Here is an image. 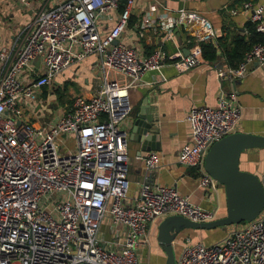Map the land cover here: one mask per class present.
Masks as SVG:
<instances>
[{
	"label": "built area",
	"instance_id": "built-area-1",
	"mask_svg": "<svg viewBox=\"0 0 264 264\" xmlns=\"http://www.w3.org/2000/svg\"><path fill=\"white\" fill-rule=\"evenodd\" d=\"M18 1L33 6V0ZM36 1L33 18L13 43L0 44V264H142L151 221L169 214L207 221L216 217V209L193 202L175 185L148 178L137 197L129 196L128 143L121 128L131 112L129 88L146 70L172 64L184 71L201 64V43L216 42L217 31L201 11L181 5L166 27L172 32L177 23L197 26L187 37L188 53L156 46L145 54L122 37L134 0H127L105 35L102 19L119 0ZM158 4L155 0L152 8ZM241 9L264 32V2L244 0ZM91 54L101 68L96 91L75 93L71 105L45 123L29 122L24 111L39 115L37 92ZM255 62L264 63L262 41L236 66L217 67V77L242 78ZM240 117L237 91L224 88L215 105H193L186 115L190 139L179 148L178 160L199 168V184L208 191L219 182L205 169V154L237 130ZM66 138L74 139V147H62ZM161 161V153L149 151L146 172ZM261 180L264 185V174ZM107 217L110 238L102 232ZM229 225L212 243L190 235L177 241L175 264H264V208L253 219Z\"/></svg>",
	"mask_w": 264,
	"mask_h": 264
},
{
	"label": "crops",
	"instance_id": "crops-1",
	"mask_svg": "<svg viewBox=\"0 0 264 264\" xmlns=\"http://www.w3.org/2000/svg\"><path fill=\"white\" fill-rule=\"evenodd\" d=\"M154 2L155 0H134L128 27L122 36L127 43L136 45L145 54L153 51L156 46H162L169 52L179 49L184 51L187 37L197 26L187 22L177 23L173 25L172 32L166 27L168 22L174 21L176 10L181 5L197 9L210 18L217 36L225 35L230 40L231 36L238 33L249 34L248 24L251 21L248 14L241 9L244 0H159L160 4L155 9L152 8ZM37 4L38 1L33 0V6ZM33 6H23L18 0H0V44L13 43L22 28L33 18ZM123 9L118 6L102 19V35L115 24ZM232 9L238 11L233 12ZM141 31L145 35H141ZM223 64L227 62L222 54L215 61H203L184 71L177 70L172 64H166L161 69L146 70L141 80L130 86L128 100L131 112L121 120V128L128 131L125 135L128 143L126 166L130 181L129 196L132 199L137 197L142 181L148 178L153 182L175 185L182 194H188L193 202L207 209H216L215 218L226 215L224 186L219 183L216 190L208 191L199 184V168L178 160L179 148L190 139V127L186 120L188 111L193 105H215L221 88L237 91L241 104L237 130L264 134V63L252 64L242 78L220 80L216 68ZM67 72L75 80L83 78L82 82L78 81L79 91L87 96L92 95L100 84L101 68L96 54L87 56L59 73L55 81H67ZM120 79L125 80L124 77ZM146 99L152 111L157 114L160 131V148L153 150L162 154L161 164L149 172L144 168V156L149 151L140 152L141 142L130 137L131 131L128 127L131 117L139 112ZM240 167L261 177L264 174V147L245 149L241 153ZM162 218L149 224L148 240L141 246L142 264L165 263L166 253L157 240L158 226ZM229 228V224L214 228H184L177 235L174 246L186 235L195 240L212 243L223 237ZM102 232L104 237L113 236L108 217L103 221Z\"/></svg>",
	"mask_w": 264,
	"mask_h": 264
},
{
	"label": "water",
	"instance_id": "water-1",
	"mask_svg": "<svg viewBox=\"0 0 264 264\" xmlns=\"http://www.w3.org/2000/svg\"><path fill=\"white\" fill-rule=\"evenodd\" d=\"M185 47L184 52L188 53L187 45ZM128 127L130 137L141 142L140 152L160 148L158 117L147 99L143 101L139 112L131 117ZM127 132L123 130V133ZM252 147H264V134L236 130L209 147L205 154V169L224 186L227 213L207 221H195L182 214L163 217L158 226L157 240L166 253L164 264H175L174 240L184 228L224 226L253 219L263 210L264 185L261 177L240 167L241 153Z\"/></svg>",
	"mask_w": 264,
	"mask_h": 264
},
{
	"label": "trees",
	"instance_id": "trees-1",
	"mask_svg": "<svg viewBox=\"0 0 264 264\" xmlns=\"http://www.w3.org/2000/svg\"><path fill=\"white\" fill-rule=\"evenodd\" d=\"M126 3L127 0H119L120 9H123L126 6ZM248 29V35L238 33L231 36L230 40L228 39V36L221 35L217 36L216 42H202V60L215 61L219 55L222 54L225 57L227 64L232 66L239 64L244 58L245 53L250 50L256 42H264V32L257 31L253 22H249ZM151 52L152 51H148L147 53ZM56 90L60 92V88H57ZM44 92H46V90ZM72 100L73 96L66 107L71 105Z\"/></svg>",
	"mask_w": 264,
	"mask_h": 264
},
{
	"label": "rangeland",
	"instance_id": "rangeland-1",
	"mask_svg": "<svg viewBox=\"0 0 264 264\" xmlns=\"http://www.w3.org/2000/svg\"><path fill=\"white\" fill-rule=\"evenodd\" d=\"M37 60H39V56L36 58V61ZM66 74L68 77L67 81L62 82L60 79L58 81H53L51 84L46 85L42 90L37 92L36 98L38 101V111H35L38 112L40 117L31 110L24 111L26 115L29 114V122L35 123V121L39 120L41 123H45L47 120L51 119L55 113L62 111L75 93L80 92V84L78 81L82 82L83 78L75 80L71 75H68V72ZM57 88H60V92L56 90ZM45 90L46 92H44ZM62 147L64 149L74 147V139H64ZM145 255L147 256L148 254Z\"/></svg>",
	"mask_w": 264,
	"mask_h": 264
}]
</instances>
